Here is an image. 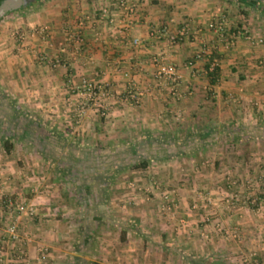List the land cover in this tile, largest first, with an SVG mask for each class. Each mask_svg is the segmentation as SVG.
I'll use <instances>...</instances> for the list:
<instances>
[{
  "label": "crops",
  "instance_id": "0c3cea01",
  "mask_svg": "<svg viewBox=\"0 0 264 264\" xmlns=\"http://www.w3.org/2000/svg\"><path fill=\"white\" fill-rule=\"evenodd\" d=\"M137 1L140 21L129 25L126 31L118 0H43L35 7L17 9L0 18V94L6 96V108L16 105L25 113L22 123L31 120L34 128L42 132V136L33 134V126L16 129L8 117L5 120L0 114V139L8 138L13 143L8 152L0 142V264H8L16 252L6 237L9 220L17 223L29 264L163 263L158 257L163 249L170 250L166 247L169 243L163 245L159 237L160 244H152V237L145 235L148 232L142 225L150 224L157 232L155 235H159L160 227L162 237L174 234L166 225L169 219L165 218L166 223L159 221L155 210L162 191L153 189L156 195L146 203L147 207L138 209L135 205L130 209L125 194L129 183L113 178L104 180L102 177L109 174L111 167L95 163L94 157L101 155L104 159L105 151H114L119 145L128 148L137 133L145 138L148 130L168 125L177 117L189 123L205 124L214 119L217 123L238 124L232 116L226 117L227 121L219 119L220 103L224 106L230 92L237 97L260 98L264 106V44L252 45L253 38L264 37V4L256 5L264 0H249L251 6L247 8L252 17L238 21L234 20L237 16L227 18L229 9L223 0ZM81 18L85 21L84 41L76 45L66 41L65 31L75 27ZM212 20H223L225 36H234L229 50L207 28ZM186 22L192 27L193 41L183 37L171 43L166 35L158 39L156 34H149L151 29L165 26L169 36H173ZM242 22L246 39L235 36V31L240 32L237 24ZM40 25L48 28L46 39L30 35L31 29ZM15 31L24 35L22 40ZM133 38H140L142 45H132ZM213 46L214 53L209 58H218L217 75L204 81L201 78L208 75L207 61H197L195 68L186 63L196 51L207 52ZM161 53L183 76L184 100H174L165 85L153 79L151 58ZM54 57H59L67 67L52 66L50 60ZM122 71H128L144 91L139 104L127 100V80ZM83 76L109 82L113 96L107 110L90 106L83 117L77 116L80 98L68 81L71 78L77 84ZM190 94L195 96L187 97ZM251 122L261 124L264 119L253 117ZM25 134L27 138L31 136L30 140L23 138ZM47 136L59 144L50 143ZM254 139L264 140V135L256 134ZM94 168L103 176L95 174ZM85 174L89 176L84 179ZM99 178L100 182L96 180ZM163 183L173 187L172 193L177 192L176 204L180 209L188 207L190 201L183 186L176 187L171 181ZM136 195L132 191L133 199H138ZM217 200L208 212L213 221L220 222L222 231L217 232L212 225L205 227L215 230L216 235L210 236L205 245L190 240L188 250L204 254L200 264H238V255L248 250L257 252L264 262V214L256 215L244 207L223 211L225 201ZM9 201H27L34 206V215L8 216L4 206ZM86 203L90 207H85ZM84 214L91 230L89 224L81 227ZM186 214L189 219L183 225L187 230L185 236L204 230L201 215ZM228 232L234 238L231 244L225 241L224 234ZM208 235L212 234H205ZM40 245L47 247L43 261L38 260ZM148 253L157 257L158 262L153 263L152 257L149 263L142 261L141 255ZM208 256L209 260L214 256L216 259L207 261ZM172 258L168 255L167 260L173 264ZM183 264L198 263L186 259Z\"/></svg>",
  "mask_w": 264,
  "mask_h": 264
},
{
  "label": "rangeland",
  "instance_id": "374dc122",
  "mask_svg": "<svg viewBox=\"0 0 264 264\" xmlns=\"http://www.w3.org/2000/svg\"><path fill=\"white\" fill-rule=\"evenodd\" d=\"M223 1L229 9L227 18L230 17L229 19H232L234 16H237L234 20L238 21L252 17L250 8H247L248 6H251L249 0L248 2L242 0V2L239 3L235 2V0L230 2L227 0ZM261 4H264V1L256 2V5ZM32 5L35 7L39 5V2H33ZM254 13L257 14L258 12ZM242 25L243 22L237 24V29L240 28V32H238V30L237 32L235 31V36L239 37V39H246L244 28H241ZM191 36V33L188 34L186 40L193 41L194 38L191 39ZM232 37L234 38V36ZM217 38L221 39L220 36H217ZM253 39L254 44L252 45L254 46L257 44H264V37H255ZM260 39H262V42H260ZM223 46L226 50H229L231 47H226L224 42ZM214 48V46L211 47L207 53L212 55L214 53ZM209 59L213 61L218 60V58L211 57ZM202 61L205 62L204 60ZM258 65L261 66L262 64L258 63ZM208 78L209 76L206 75L203 76V79L201 78V80L207 81ZM179 90L182 92L181 85L179 86ZM245 92L246 91H244V93ZM194 96V94H190L187 97L192 98ZM172 98L176 101L184 100V97L181 99ZM204 100H207L206 97H204ZM222 103H220V114H218L220 116L219 119L227 121L226 117L232 116V119L239 121L238 124H226L224 122L217 123L214 119L211 120L213 123H189L187 120H181V117H177L168 125L165 124L162 127L158 125V129L153 131L148 130L149 133L143 134H146L145 138H142L141 133H137L133 136L135 140L129 142V146H127L128 148H122V146L119 145L114 151H105V157L103 159L104 164L113 167L111 168V171L114 170V166H116L118 170H121L120 172L115 173L113 180L129 183V188L125 189V194L127 196L126 205L130 207V209H133L135 205L138 209L147 207L146 203L156 195L153 191H162L160 195L161 199L158 201L160 203H158L159 205L155 210H157L159 221L165 222V218L169 219L170 222L166 225H169L170 233L173 231L174 234H168L170 236L162 237V234H160L162 229L158 227L157 231L159 232V235H155L157 232L151 229L149 226L150 224L147 225L146 222L147 227L145 224H142L148 232V234L145 235H150V237H152V244H160L158 242L160 237V242H163V245L169 243L166 247L172 250L170 253V250L167 251L163 249L159 255L160 257H158L159 261L160 259L163 260V263L158 264H172L169 263V259L167 260L168 255H173L174 258L172 259L175 261L173 264H183L186 262V259L197 262L198 264H200L201 261H204L202 260L204 254L202 255L200 252H196L197 250L192 253L188 250V243H190L191 240V242L205 245L206 242L209 241L208 239L211 238L210 236L214 237L216 235L215 230H217V232L219 230L222 231L223 227L220 222L218 220L213 221L212 215L208 212L210 208L213 207L215 199H218L217 201L219 202L225 201V208H221L223 211H231L234 210L235 207H244L245 211H249L256 215L260 216L261 214H264V140L254 139L259 124H252L251 122L253 117L256 119L257 117L264 119V106L261 105L260 98L237 97L236 94L232 92L227 94L224 106H222ZM210 112L211 111H209V113ZM209 113L208 115H210ZM261 124L264 126V122ZM237 129H239L238 133H234V130ZM208 132H212V135L215 136L208 137L206 141H208V139L209 141L204 146L200 143L202 140L199 139V137L197 139H195V137L193 138V135L198 136ZM237 136L238 138L234 140L233 138ZM213 138L214 140H212ZM148 140H154L157 145H162L164 146L163 148H166V155L164 154L165 158L161 159L160 156L162 153H159V159H150L145 170L123 167L126 162L133 160L132 158H148L155 154V147L153 146L154 148L150 149L147 145ZM182 141H187V144L184 145ZM140 143H142V146H139ZM198 143H200L201 146H199ZM128 149L136 150L135 152H130L128 154ZM115 157L117 158L115 159ZM90 158L93 157L90 156L89 159ZM93 160L97 163L99 161V156H97V158L94 157ZM110 163L112 164L110 165ZM87 176H89V174H85L84 179ZM164 181H171L172 185L176 187H178V185L183 186L182 188L187 197L186 199L190 201L188 207H184L182 210L177 206V192L172 193L173 187L169 188L167 185H165L166 187L163 186ZM131 189H133L132 191H134L135 195L137 194L136 196L138 199L132 198L133 194L131 196ZM0 195L2 196V193ZM164 195H168L169 199H164ZM135 200L137 203H133ZM15 202L12 201V205L7 204V206H4V210L7 212L8 216L16 217L20 215V213L14 208L17 203ZM85 207L88 208L90 206L85 205ZM181 212H185L184 215L182 214L183 216L180 215ZM187 212L197 214L198 217L201 215V224L204 227V230H201L200 232L192 231L191 236L189 237L185 236V231L187 230L183 227V225L187 224V220L189 219L186 214ZM24 214L28 215L26 213ZM28 216L32 217L30 215ZM86 217L87 216L84 214L83 221L80 222L82 228L88 222V218ZM177 218L179 219L176 220ZM206 218H208V220H206ZM89 225V229L91 230L92 225ZM211 225L215 230H212V228L210 230H207V228L205 229V227ZM210 233L212 235L205 236V234ZM18 234L20 236L19 230ZM224 236H226L225 241L228 244L233 243L231 241L234 238L230 232L225 233ZM12 244V249H14L13 247H22L24 249L21 237L18 242ZM141 257L142 261L144 260L147 263L150 262L151 257L153 263H156V261L158 262V260H156L157 257L150 256L149 253L145 255L142 254ZM209 257L210 256L205 260L211 262L216 259V256L212 257V260H209ZM92 258L96 259V257L91 256V259ZM237 258L238 260L236 261L238 264H252L253 259L259 261L260 264H264L262 259L258 257L257 252L252 250H248L244 254H239Z\"/></svg>",
  "mask_w": 264,
  "mask_h": 264
},
{
  "label": "built area",
  "instance_id": "2783aa9c",
  "mask_svg": "<svg viewBox=\"0 0 264 264\" xmlns=\"http://www.w3.org/2000/svg\"><path fill=\"white\" fill-rule=\"evenodd\" d=\"M117 6L120 8L122 16L125 21V26L123 31H126L129 25L133 24L135 21H140V7L137 0H118ZM105 12V11H104ZM113 23V21L111 20ZM85 26L84 18L78 19L75 27L66 29V41L73 42L76 45H81L84 41L82 29ZM207 28L214 31L222 41L225 43L226 47L233 44V37L227 38L224 33V21H210L207 23ZM122 30V29H121ZM192 27L189 22H186L175 35L169 36L168 28L162 26L161 28L151 29L150 35L156 34L157 38L160 39V35L168 36V41L174 43L177 38L187 37L192 31ZM199 31V29H197ZM19 39L22 40L24 35L18 31L14 32ZM30 35L37 36L42 39H46L48 35V28L44 25L36 26L31 29ZM132 45L141 46L142 41L140 38H133L131 40ZM209 54L206 51H196L192 58L187 61L186 66L189 68H194L197 61L205 60L208 62V67L206 72H214L218 68L219 62L217 60L209 59ZM52 66H62L67 67L65 63L61 61L59 57H54L50 60ZM151 65L153 67V79L156 83L160 85H165L167 92L175 99H181L184 97V93L179 90L183 76L179 71V68L171 61H169L165 55L155 54L151 58ZM122 75L127 80V100L131 104L136 105L141 101L144 91L140 89L128 71H122ZM73 85V90L75 94L78 95L80 101L77 105V115L82 117L90 106L97 107L103 111L107 110L110 101L113 96L112 88L107 80H96L83 76L79 83L73 84L71 78L68 81ZM1 193V191H0ZM164 199H169L168 195H164ZM12 205L11 201L7 203ZM194 207V206H193ZM19 213H26L30 216L34 215V207L27 201L19 202L14 207ZM208 220V218H206ZM6 237L11 243H16L20 240V236L17 230V223L14 220H9L6 226ZM15 254L12 259L9 260L8 264H29L27 259L26 251L22 247H15ZM47 256V247L41 245L38 247V260L43 261ZM252 264H260L259 261L253 259Z\"/></svg>",
  "mask_w": 264,
  "mask_h": 264
},
{
  "label": "trees",
  "instance_id": "16d2710c",
  "mask_svg": "<svg viewBox=\"0 0 264 264\" xmlns=\"http://www.w3.org/2000/svg\"><path fill=\"white\" fill-rule=\"evenodd\" d=\"M39 2V4H41L42 2H43V0H28V3L26 4V5H24V6H21L20 8H18V9H25V8H27V7H29V6H31L32 4H33V2ZM227 1H233V0H227ZM247 2H248V0H246ZM4 2V0H0V8H1V5H2V3ZM235 2H242V0H235ZM15 10H17V9H10V10H7V11H5L4 12V14L3 15H1L0 16V18H2L3 16H5V15H7V14H10V13H12L13 11H15ZM217 70H218V68L216 69V71H214V72H209L208 73V75H209V78H210V80H212L213 78H215L216 77V75H217ZM2 101H4V103L2 102ZM1 102H2V104H1ZM6 96H4V95H2V94H0V114H1V116H3L4 118H5V120H7L6 118L8 117L9 118V120L11 121L10 123L11 124H13V126L17 129V127H23L25 130H27V129H29V127H32L34 124L32 123L33 121H31V120H29L28 122H24V123H22V120H24V117H25V113L21 110V108L20 107H18V106H16V105H13L11 108H6L5 106H6ZM10 110V111H9ZM26 120V119H25ZM5 124V123H4ZM6 125V124H5ZM31 131H32V133L33 134H38L39 136H42V132H41V129L40 130H37V128H34V126L32 127V129H31ZM238 131H239V129H237V130H234V133L235 132H237L238 133ZM256 134H259V135H264V126H262V124H259V126L257 127V129H256ZM210 136H215V135H212V132H208V133H203L202 135H198V136H194L193 135V138L195 137V139H197L198 137H199V139H201L202 141H200V143L201 144H203L202 146H204L205 144H207V142L209 141V139H208V141H206V139L208 138V137H210ZM27 138V134H25V136L23 137V138ZM29 138H31V136L30 137H28L27 139H29ZM47 138V141H50L49 140V136H47L46 137ZM238 138V136L237 137H234L233 139L234 140H236ZM30 140V139H29ZM212 140H214V138L212 139ZM0 142L2 143V146H3V148H4V150L5 151H10L11 149H12V147H13V143L11 142V140L10 139H0ZM148 142V146L150 147V149L151 148H154L155 147V154L154 155H151L150 157H148V158H144V157H140V159H138V158H132L133 160H129L128 162H126L125 164H124V166L123 167H129V168H131V169H142V170H145L146 169V167H147V164H148V162L150 161V159H153V158H157V159H159V153H162L161 154V156H160V158L161 159H164L165 158V149L166 148H163L164 146H162V145H157L156 144V142L154 141V140H148L147 141ZM183 143H184V145L185 144H187V141H182ZM50 143H52V144H54V143H56V145H58L59 143H58V141L57 140H55V139H51V141H50ZM200 143H198L199 144V146H201V144ZM189 144V143H188ZM154 146V147H153ZM135 150L136 149H128V154L131 152V153H133V152H135ZM165 154V155H164ZM182 154H185V153H182ZM120 156V155H119ZM121 157V156H120ZM96 158H97V156H96ZM117 157H115V159H116ZM99 163H104V160L102 159V156L100 155V157H99V161H98ZM97 162V163H98ZM112 163H110V165H111ZM111 168H113V167H111ZM111 168H110V172H109V174H105L104 175V177H102L104 180L106 179V180H108V179H112L113 178V174H115V173H117V172H119L118 171V169H117V167L116 166H114V170H112L111 171ZM117 169V170H116ZM94 170H96L95 171V174H97V173H99V174H101L102 176H103V174L104 173H100V172H98V168H94ZM116 170V171H115ZM102 178H99V179H96V180H99V182H100V180L102 179ZM98 182V183H99ZM88 205V203H86V206Z\"/></svg>",
  "mask_w": 264,
  "mask_h": 264
},
{
  "label": "water",
  "instance_id": "95a60500",
  "mask_svg": "<svg viewBox=\"0 0 264 264\" xmlns=\"http://www.w3.org/2000/svg\"><path fill=\"white\" fill-rule=\"evenodd\" d=\"M28 3V0H4L0 8V16L10 9H18Z\"/></svg>",
  "mask_w": 264,
  "mask_h": 264
}]
</instances>
